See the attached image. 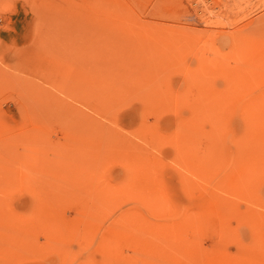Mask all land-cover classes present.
I'll return each instance as SVG.
<instances>
[{"label":"rangeland","instance_id":"rangeland-1","mask_svg":"<svg viewBox=\"0 0 264 264\" xmlns=\"http://www.w3.org/2000/svg\"><path fill=\"white\" fill-rule=\"evenodd\" d=\"M0 264H264V0H0Z\"/></svg>","mask_w":264,"mask_h":264},{"label":"bare ground","instance_id":"bare-ground-1","mask_svg":"<svg viewBox=\"0 0 264 264\" xmlns=\"http://www.w3.org/2000/svg\"><path fill=\"white\" fill-rule=\"evenodd\" d=\"M52 97H53V96H52ZM54 98H56V96H55ZM65 105H66V104H65ZM67 105H69V104H67ZM70 105H71V104H70ZM64 107H65V106H64ZM76 108H77V107H76ZM60 109H61V108H60ZM63 109H64V108H63ZM65 110H67V109H65ZM68 113H69V111H68ZM94 131H98V130L95 129ZM132 131H133V133H134V130H132ZM136 131H137V130H136ZM136 131H135V132H136ZM143 131H144V133H145V130H143ZM138 132H139V130H138ZM98 133H99V132H98ZM136 133H137V132H136ZM141 133H142V132H141ZM144 133H143V136L146 135V134H144ZM146 133H147V132H146ZM100 134H102V133H100ZM134 134H135V133H134ZM137 134H139V133H137ZM137 134H135V135H137ZM148 135H150V133H148ZM143 136L141 137L142 139H143ZM137 137H138V136H137ZM145 137H146V136H144V138H145ZM150 138H151V137H150ZM95 139H96V138H95ZM146 139H148V140H147L148 142L151 140V139L149 140V138H146ZM123 140H124V139H123ZM155 140L158 141V139H153V140H151V142H152V141H155ZM125 141H126V140H125ZM102 142H103V141H102ZM126 142H127V141H126ZM151 142H149V143H151ZM146 143H147V142H146ZM154 143H155V142H154ZM162 143H165V145H168L167 141H163V142H161V144H162ZM125 144H126V143H125ZM161 144H160V145H161ZM161 146H162V145H161ZM163 146H164V145H163ZM108 147H109V146H108ZM165 147H166V146H165ZM165 147H163V148H165ZM168 147H169V146H168ZM139 148H141V147H139ZM163 148H162V149H163ZM101 149H104V148H101ZM169 149H170V148H169ZM175 149H176V148H175ZM175 149H174V150H175ZM174 150H172V151H173V156L176 157V158H174V159H177V158H179V157H180V159H181L182 156H181L180 153L178 152L179 150L176 149V150H177L176 153H174V152H175ZM91 151H93V150H91ZM95 151H96V150H95ZM100 151H101V150H100ZM102 151H103V150H102ZM108 151H109V150H108ZM162 151H163V150H162ZM143 154H145L146 157H147V154H146L145 152L142 153V156L145 157V155H143ZM165 155H166V154H165ZM149 157H150V156H149ZM184 157H185V155H184ZM147 160H148V158H147ZM150 161H151V160H149V163H150ZM152 162H153V163H151V165H152L153 167H154V166H155V167L158 166L157 163L155 164V160H152ZM156 162H158V161L156 160ZM188 162H189V164H190L191 166L193 165V167L196 168L199 172H200V171L202 172V170H204V169H203V166H202L201 164L198 165V164L191 163L190 161H188ZM156 165H157V166H156ZM185 166H186V164H185ZM194 170H195V169H194ZM197 170H195V171L198 172ZM170 172H171V171L168 170L167 176H166V177L164 176L163 179H167V180L170 181V182H172V181L175 180V181L177 182V180H179V178H180V180H179L180 184H187V182L184 180V178H183L181 175H180V177H178V179H173V178H174V175H173V174L176 173V171L174 172V170H172V172H173V174H172V175H173V178H172ZM162 173H163V172H162ZM178 176H179V175H178ZM167 177H169V178H167ZM189 184H190V183H189ZM218 201H219V200H218ZM218 203H219V202H218ZM223 203H224V202H223ZM250 232H254V231H250Z\"/></svg>","mask_w":264,"mask_h":264}]
</instances>
